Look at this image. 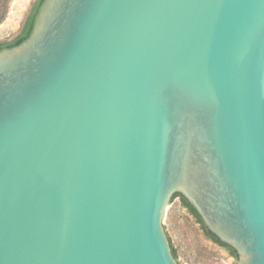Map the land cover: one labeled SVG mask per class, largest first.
I'll list each match as a JSON object with an SVG mask.
<instances>
[{"label":"water","instance_id":"obj_1","mask_svg":"<svg viewBox=\"0 0 264 264\" xmlns=\"http://www.w3.org/2000/svg\"><path fill=\"white\" fill-rule=\"evenodd\" d=\"M174 194L264 264V0H44L0 51V264H177Z\"/></svg>","mask_w":264,"mask_h":264},{"label":"rangeland","instance_id":"obj_2","mask_svg":"<svg viewBox=\"0 0 264 264\" xmlns=\"http://www.w3.org/2000/svg\"><path fill=\"white\" fill-rule=\"evenodd\" d=\"M36 0H11L4 21L0 24V42L17 36ZM163 227L177 264H234L235 258L214 244L190 212L176 198L166 209Z\"/></svg>","mask_w":264,"mask_h":264},{"label":"trees","instance_id":"obj_3","mask_svg":"<svg viewBox=\"0 0 264 264\" xmlns=\"http://www.w3.org/2000/svg\"><path fill=\"white\" fill-rule=\"evenodd\" d=\"M43 1L44 0H37L34 3L21 33L15 39H13L11 41H7V42H0V51L4 50V49L16 47L29 37V35L32 31L34 19L38 13L39 8H40L41 4L43 3ZM10 2H11V0H0V24L4 21V19L6 17V14L8 11V5ZM176 198L180 199L181 204L195 218L196 222L201 226V230L205 233L206 237H208L214 244L225 249L228 252V254L230 255V257L237 259V253L233 250V248H231V247L227 246L226 244H223L222 242H220V240L216 236H214L213 234H211L208 231V229L203 224V222H202L201 218L199 217V215L197 214V212L189 205V203L180 194H174L171 198V202ZM171 251H172V255L175 258V251L172 248H171Z\"/></svg>","mask_w":264,"mask_h":264},{"label":"flooded vegetation","instance_id":"obj_4","mask_svg":"<svg viewBox=\"0 0 264 264\" xmlns=\"http://www.w3.org/2000/svg\"><path fill=\"white\" fill-rule=\"evenodd\" d=\"M36 1H37V0H36ZM36 1H35V2H36ZM35 2H34V3H35ZM34 3H33V5H34ZM33 5L31 6V8H30V10H29V12H28V15L26 16V18H25V20H24L23 26H22V28H21L19 34L21 33V31H22V29H23V27H24V25H25V23H26V20H27L29 14H30V11H31ZM19 34H18V35H19ZM18 35H17V36H18ZM17 36H15V38H16ZM15 38H13V39H15ZM13 39H12V40H13ZM10 41H11V40H10Z\"/></svg>","mask_w":264,"mask_h":264}]
</instances>
